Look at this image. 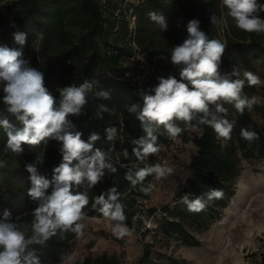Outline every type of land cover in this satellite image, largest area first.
Instances as JSON below:
<instances>
[{
  "label": "clouds",
  "instance_id": "9594fccd",
  "mask_svg": "<svg viewBox=\"0 0 264 264\" xmlns=\"http://www.w3.org/2000/svg\"><path fill=\"white\" fill-rule=\"evenodd\" d=\"M235 26L245 33L264 34V4L257 0H222ZM150 19L166 31L168 24L162 13L152 11ZM210 24L219 25L222 19L214 13ZM187 38L173 45L169 55L162 54L157 59H167L179 70L175 76L158 77V84L149 90H139L142 106L132 104L129 113H135L144 135L132 141V156L136 161H146L160 151L155 129L163 126L170 139L177 138L183 131L177 121L211 127L220 138L231 139L233 124L226 118L224 103H231L243 115L245 109L253 107V100L243 94L245 80L249 86L261 84L258 75L250 71L243 73L233 67L230 72L221 71L227 45L220 39H210L201 29L200 21L192 19L187 23ZM15 44L21 47L0 46V130L6 136L5 150L22 154L23 145L47 146L55 141L59 144L61 162L52 168L51 177L41 173L45 163L43 153L32 162L25 164L30 186L28 198L36 203L32 210V220L23 225L17 223L12 212L4 209L0 215V264H42L35 245L44 246L58 232H72L78 237L83 234L87 219L85 209L90 203L88 191L98 185L106 171L115 173L117 159L113 162L109 153L96 147L101 139L99 132L93 131L87 140L70 117L83 115L88 103V95L93 93L96 81L85 80L79 86L67 85L58 88L59 99L45 85V74L31 66L30 59L24 58L22 51L26 43V33L14 32ZM66 63L71 64L68 60ZM235 77V78H234ZM97 98L111 99V92L99 90ZM111 111L100 104L96 113ZM105 139L114 142L118 135L115 126L105 130ZM243 139L252 142L258 139L254 131L241 129ZM114 150V145H113ZM119 155L129 158L127 149ZM4 161L0 160V167ZM124 166V165H122ZM173 169L166 164L155 163L145 167L133 164L128 167L125 178L135 186L152 175L156 179L165 178ZM50 190V192H49ZM148 191V189H144ZM207 201L223 198L222 189H210ZM187 210L199 213L205 210L207 202L202 196L194 199L189 194L182 197ZM93 210L102 214L110 222L112 233L118 239L129 235L121 194L113 186L91 200ZM30 233V234H29Z\"/></svg>",
  "mask_w": 264,
  "mask_h": 264
},
{
  "label": "trees",
  "instance_id": "16d2710c",
  "mask_svg": "<svg viewBox=\"0 0 264 264\" xmlns=\"http://www.w3.org/2000/svg\"><path fill=\"white\" fill-rule=\"evenodd\" d=\"M158 4L157 0H150L138 10L137 41L142 42L143 33L147 32L143 15L152 11L157 12L155 7L160 6ZM222 6H224L222 0H199L197 14L193 19L200 21V29L210 39H220L226 43L221 71L230 72L235 66L240 72L238 78L244 79L243 73L250 71V67L257 62L259 46L253 40L241 41L228 35L226 39L220 37L219 25L210 24L209 17L214 13L221 19ZM18 31L26 33V43L22 48L24 58L30 59L32 67L44 72L45 85L57 100L58 88L67 85L79 86L85 80L97 82L93 93L88 95L85 113L79 117L72 116L70 119L83 133L82 138L85 140L93 131L99 132L101 139L96 142V147L108 152L113 162L119 159L121 163L115 165L117 167L115 173L106 171L103 180L88 191L90 203L85 212L87 216L103 217L92 209L91 200L115 186L121 194V203L127 217L126 223L128 227H132L133 217L140 211L138 207L142 205L138 199L148 198L144 190L145 184L154 176L146 177L142 183L135 186L125 178L128 167L133 164L139 167L149 166L145 161H136L132 156L134 146L132 141L144 135L136 114L128 111L139 98L137 96L139 88L126 76V71L119 65L116 57H105L101 54L100 42H105L107 33L97 0H0V46L19 49L21 46L15 44L13 39V33ZM68 60L72 63H66ZM160 76L164 78L175 76L179 79V70L168 67ZM245 82L247 86V81ZM157 84H147L144 90L147 91ZM99 90L110 91L111 99L97 98L94 93ZM100 104L107 105L111 110L103 113L102 119L96 116ZM228 105L230 103H224L223 106ZM0 111H3L2 103ZM176 123L181 128L187 125L198 128L199 133L192 138L196 152L190 157L188 176L177 184L174 204L166 203L159 208L161 216L156 219V232L167 238L187 240L188 236L191 237L189 229L205 227L218 217L222 208L226 206L238 172V148L252 157L264 156V130L257 126H241L235 130L230 143L223 145L214 130L207 125L198 124L196 121L191 124L181 121ZM109 126L118 129L114 142L104 138V130ZM241 129L256 132L258 139L252 142L243 139ZM154 134L158 137L157 144L163 142L167 136L163 126L155 129ZM5 143L6 136L0 130V160L4 161V166L0 167V215L4 209H8L17 223L23 225L31 222L32 210L37 206L27 196L30 183L25 164L43 153L45 163L40 171L50 178L52 168L61 162L62 157L59 144L55 141L49 142L47 146L23 145L22 154L7 152ZM123 149H127L129 153L127 160L119 155ZM212 188L222 189L223 198L207 201L204 194ZM185 194H189L190 199L202 196L207 202L205 210L199 213L189 212L182 201ZM155 210H157L155 207L147 208V214L154 215ZM75 236L76 234L72 232L63 234L58 232L44 246L35 245L42 264H59L69 241ZM149 256L150 249L145 248L137 264H149ZM261 263L264 264V256L261 257ZM179 264L189 263L182 261Z\"/></svg>",
  "mask_w": 264,
  "mask_h": 264
},
{
  "label": "rangeland",
  "instance_id": "374dc122",
  "mask_svg": "<svg viewBox=\"0 0 264 264\" xmlns=\"http://www.w3.org/2000/svg\"><path fill=\"white\" fill-rule=\"evenodd\" d=\"M157 13L166 17L168 28L162 31L154 23L149 13L143 15L147 32L143 41H136L137 51L149 67L155 69L156 79L163 71L177 68L170 57L161 60L159 55H169L173 45L182 43L188 36L186 26L197 14L199 0H160ZM264 4V0H257ZM167 7L163 9V7ZM264 15V14H262ZM222 23L218 34L223 39L228 35L241 41L253 40L258 43L259 56L250 72L258 75L261 84L247 86L243 94L253 100V107L245 109L241 115L230 103L226 118L233 124L231 138L241 126H257L264 130V34L245 33L235 26L228 15V9L222 6ZM139 21V20H138ZM139 23H137V26ZM165 68V69H163ZM246 83V82H245ZM175 139L165 137L159 143L160 151L148 157V165L166 164L173 169L165 178L153 177L145 184L148 189L146 199L141 203L129 227L128 236L118 239L112 233L110 222L104 217L87 216L83 234L72 238L59 264H137L145 248L150 249L149 264H262L264 256V156L252 157L238 148L237 176L231 187L232 194L219 216L201 229H189L191 237L187 240L167 238L156 232V219L160 218L159 208L173 198L177 184L188 176L190 157L196 152L192 138L199 133L198 128L187 125ZM221 144L231 139L217 136ZM155 207L154 215L147 214V208ZM192 242V243H191ZM196 243V244H194Z\"/></svg>",
  "mask_w": 264,
  "mask_h": 264
},
{
  "label": "built area",
  "instance_id": "2783aa9c",
  "mask_svg": "<svg viewBox=\"0 0 264 264\" xmlns=\"http://www.w3.org/2000/svg\"><path fill=\"white\" fill-rule=\"evenodd\" d=\"M150 0H97L104 29L107 33L105 42H100L101 54L116 57L126 71V76L139 90L147 84H157L155 69L149 67L137 51L136 30L138 10ZM161 77V76H160ZM139 97L134 104L142 106Z\"/></svg>",
  "mask_w": 264,
  "mask_h": 264
}]
</instances>
